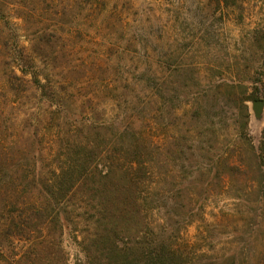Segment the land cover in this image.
Wrapping results in <instances>:
<instances>
[{"label": "rangeland", "instance_id": "obj_1", "mask_svg": "<svg viewBox=\"0 0 264 264\" xmlns=\"http://www.w3.org/2000/svg\"><path fill=\"white\" fill-rule=\"evenodd\" d=\"M238 15L241 24L230 20ZM260 21L264 0H0V262L41 264L52 250L56 264H89L91 195L55 206L39 180L87 141L96 151L113 142L131 160L124 150L137 132L152 168L140 196L147 237L162 236L192 264H259L264 106L256 118L252 101L264 100V26L256 41L251 30ZM33 33L53 35L35 44ZM25 47L45 90L5 80L21 74ZM204 80L236 87L214 98ZM244 109L253 150L239 137ZM100 123L110 130L88 127ZM113 126L127 130L123 140ZM35 205L61 225H49L56 245L37 257L32 243L47 228ZM25 212L26 228L14 226L10 217Z\"/></svg>", "mask_w": 264, "mask_h": 264}, {"label": "trees", "instance_id": "obj_2", "mask_svg": "<svg viewBox=\"0 0 264 264\" xmlns=\"http://www.w3.org/2000/svg\"><path fill=\"white\" fill-rule=\"evenodd\" d=\"M211 1L218 8L237 3V0ZM230 20L237 24L243 23L240 15L232 17ZM263 26L264 22L260 21V23H257L252 28V41H256V35ZM51 35L53 34L38 35L37 33H33L34 43H49ZM30 56L27 48H23L20 59L25 64V67L19 68L20 75L13 72L7 75L5 80L8 85H14L15 81L18 84L29 82L34 88L45 90V84L37 77L35 69L33 71L31 69L28 70V68H32ZM27 75L30 78H26ZM204 83H206V91L212 93L214 98L216 97L215 95L222 93L223 90L227 91L228 88L236 87L233 83H215L214 81L208 82L205 80ZM238 87L241 88L240 99L242 101L251 99L246 95V91L242 86ZM245 109L243 119L239 125V137L253 150L245 132L248 121V111ZM88 127L96 128L100 131L110 130V127L104 123ZM111 130L118 140H123L124 134L127 131L121 126H113ZM95 135L96 138H100L99 133ZM131 135L133 136V144L128 143V148L124 150L133 155V159L131 160L123 159V149L117 150V148H111L110 146L113 142H105L108 145L99 151H96V148L88 141L78 143L80 149L76 150L75 148L72 150L73 158L65 159L66 161L62 163V166L58 167V169H53V171L51 170V176L39 180L40 187L46 194L45 197H48L47 202H53L55 206L63 205L76 191L86 192L91 195L89 232L88 236L83 239L84 242H88L94 252L90 261L88 259L89 264H192L167 239L162 236L160 237V235L149 238L142 230L146 222L141 209L140 196L142 187L147 183V178L150 172H152V168L149 161L142 158V154L148 149V145L144 142L145 137L137 132L131 133ZM70 148L69 142L66 141L65 149L68 150ZM257 155L264 156V130ZM232 166L229 165L228 168ZM233 168H236V166L234 165ZM47 207L50 209V206ZM47 207L39 205L31 207L34 211H30L31 214L38 217L40 221L43 220V226L47 228L46 231H43L44 237L39 239L37 243H32L34 245L33 251H41L44 248L50 249V244L56 245L53 239L50 240L45 237L50 232V230L48 231L50 224L58 228L59 232L61 231L58 214L52 215L50 211L48 213ZM15 219L18 222H15ZM30 220L31 215L26 212L24 215L10 217L12 224L22 229L26 228L25 224H28ZM51 241L53 242L51 243ZM57 247L59 249L57 251H62L58 241ZM38 251L35 254L36 257ZM50 251L52 255L44 258L41 264H51L52 260H55L54 264H56V257L53 255V251ZM0 264L4 263L0 262ZM6 264L20 263L17 258ZM259 264H264V242L260 252Z\"/></svg>", "mask_w": 264, "mask_h": 264}, {"label": "water", "instance_id": "obj_3", "mask_svg": "<svg viewBox=\"0 0 264 264\" xmlns=\"http://www.w3.org/2000/svg\"><path fill=\"white\" fill-rule=\"evenodd\" d=\"M263 106H264V100L262 99H256L252 101V110L256 118H260Z\"/></svg>", "mask_w": 264, "mask_h": 264}]
</instances>
